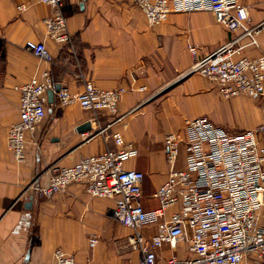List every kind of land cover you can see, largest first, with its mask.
I'll use <instances>...</instances> for the list:
<instances>
[{
	"label": "crops",
	"instance_id": "obj_1",
	"mask_svg": "<svg viewBox=\"0 0 264 264\" xmlns=\"http://www.w3.org/2000/svg\"><path fill=\"white\" fill-rule=\"evenodd\" d=\"M240 2L249 7L251 23L263 24L259 46L242 51L256 57L264 53V0ZM22 4L24 10L18 7ZM64 10L71 39L60 43L47 34L50 5L0 0V264L49 263L58 248L74 254L78 264H140L141 253L127 246L133 230L113 216L115 199L93 197L81 182L42 197L31 188L33 181L42 176L41 184H47L54 169L117 149L112 133L121 131L139 149L125 167L144 173L142 201L147 211L153 210L159 206L154 193L169 173L165 137L202 115L230 132L254 129L264 119V95L224 99L205 76L190 72L195 63L191 46L201 59L232 38L212 12L173 13L152 26L140 7L126 0H66ZM28 40L44 41L54 60L27 50ZM45 70L75 93L88 81L102 88L125 87L117 114L123 118L77 104L63 107L55 93L26 161L17 162L8 147L9 128L20 114L16 86ZM87 121L92 129L78 131ZM182 152L178 165L184 164ZM259 221L264 223V208ZM156 230L157 224L149 223L142 232ZM92 238L98 239L95 245ZM173 251L168 243L159 248V263H166ZM175 251L192 256L185 241Z\"/></svg>",
	"mask_w": 264,
	"mask_h": 264
},
{
	"label": "built area",
	"instance_id": "obj_2",
	"mask_svg": "<svg viewBox=\"0 0 264 264\" xmlns=\"http://www.w3.org/2000/svg\"><path fill=\"white\" fill-rule=\"evenodd\" d=\"M53 9L45 19L48 37L60 43L70 41L66 0H34ZM140 7L147 22L165 23L173 13L209 11L231 33L230 41L205 57L197 58L191 73H200L212 82L219 95L231 99L239 95H264V53L251 57L242 51L259 46L262 23H251L249 7L240 0H126ZM20 10L25 5L18 6ZM26 49L52 62L44 41L28 40ZM1 81V71H0ZM50 70L16 86L20 93L19 119L9 128L8 147L17 162H25L28 147L38 126L46 118L48 92L55 88ZM144 89L145 87H140ZM125 87L102 88L88 81L75 93L61 86L57 95L61 106L80 105L86 111H106L118 116ZM112 138L117 149L82 157L71 166L54 169L47 184L37 177L31 188L42 197H52L73 182H81L93 197L113 198L115 219L133 230L127 246L141 253L140 264H161L158 249L165 243L174 249L164 264H243L254 259L264 264V119L254 129L230 132L207 115L188 119L184 129L169 133L164 151L169 173L154 196L159 206L147 211L142 201L144 173L127 169L125 162L139 155L138 147L126 141L121 131ZM185 149L183 165H178ZM48 169L47 171H49ZM156 223L151 235L144 226ZM97 238L91 239L95 245ZM188 243L191 257H180L175 249ZM44 264H78L74 254L58 248ZM132 264V263H127Z\"/></svg>",
	"mask_w": 264,
	"mask_h": 264
},
{
	"label": "water",
	"instance_id": "obj_3",
	"mask_svg": "<svg viewBox=\"0 0 264 264\" xmlns=\"http://www.w3.org/2000/svg\"><path fill=\"white\" fill-rule=\"evenodd\" d=\"M61 89V84L56 83L54 89H50L48 92L49 97V103H52L55 101V91H59ZM78 131L85 132L92 129L91 121H87L86 123L80 125L78 128Z\"/></svg>",
	"mask_w": 264,
	"mask_h": 264
},
{
	"label": "rangeland",
	"instance_id": "obj_4",
	"mask_svg": "<svg viewBox=\"0 0 264 264\" xmlns=\"http://www.w3.org/2000/svg\"><path fill=\"white\" fill-rule=\"evenodd\" d=\"M183 157H184V154H183V152L181 151L180 158L183 159ZM250 260H251V261H250ZM243 264H257V262H256L254 259L251 258V259L245 261Z\"/></svg>",
	"mask_w": 264,
	"mask_h": 264
},
{
	"label": "trees",
	"instance_id": "obj_5",
	"mask_svg": "<svg viewBox=\"0 0 264 264\" xmlns=\"http://www.w3.org/2000/svg\"><path fill=\"white\" fill-rule=\"evenodd\" d=\"M97 112H99V111H97Z\"/></svg>",
	"mask_w": 264,
	"mask_h": 264
}]
</instances>
